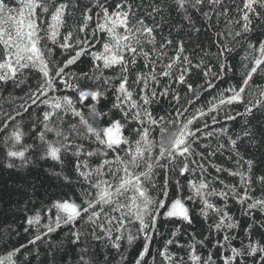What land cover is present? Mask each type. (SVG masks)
I'll list each match as a JSON object with an SVG mask.
<instances>
[{"label": "snow or ice", "instance_id": "1", "mask_svg": "<svg viewBox=\"0 0 264 264\" xmlns=\"http://www.w3.org/2000/svg\"><path fill=\"white\" fill-rule=\"evenodd\" d=\"M230 2L234 4L235 0ZM133 4L134 0H117L111 6L108 0H95L94 4L83 6L78 0H15L14 3L10 0H0V82L7 83L11 80L22 83V76L19 74L30 69L42 74L43 80L38 83L35 90L28 93L20 108L23 112H27L33 105L39 107L43 104L50 109L44 111L42 121L44 130L37 134V139L43 146L41 159L50 158L63 165L64 157L71 154L77 158L74 169L79 182L87 185L81 193L79 202L69 198L56 200L50 207L36 211L34 215L28 217L26 219L28 227L24 231L28 232L30 229L33 231L27 244L14 247L11 252L0 258V264H31L24 249L28 248L31 252L33 248L30 246H37L38 242L62 246L63 241L52 240V235L61 228L69 229L67 234L72 237L70 242L80 246L81 254L77 264H99L97 253L87 256L90 250L82 243V236H90L95 241H105L106 245L119 254L120 264H125L127 260L120 251V241L126 239L128 244H131L142 236L144 243L134 264H147L145 257L150 255L149 245L152 234L158 231V220L176 219L192 224L190 209L185 200L194 203L198 201L201 205L200 214L204 220L207 221L210 214L212 216L213 222L209 228L216 233H223V242L221 240L216 242L219 248L229 253L222 256L223 264H264V238L253 240L251 226L245 229L247 243L242 242L240 248L232 246L231 241L236 237L229 234L232 230L239 229V221L235 220L228 210L229 201H235L240 205L243 214L250 218H254L257 211L264 215V170L256 171L255 159L242 155V146H238L241 140L247 145L259 142L250 128L245 126L243 132L235 138L228 133L226 126L222 125L217 130L227 139L229 158L234 161L235 167L217 166L216 172H226L229 176L237 177V183H225L217 177L219 184L223 186L217 188L204 179L199 183L189 180L187 184L190 194L183 197L179 194L182 188L180 181L176 180L178 195L166 205L167 184L164 185L161 199L150 195L145 183L151 180L154 166L163 168L166 165L160 164L157 159L147 163L146 171L135 172V168L144 160V153H151L154 147L152 140L149 139L151 126L158 125L164 119L163 116L155 117L147 107L151 103V98L158 93L148 92L144 84L141 92L137 93L138 102L133 99V91L130 90L133 85L139 86L143 83L146 75L156 80L157 65L162 69L158 75L170 78L175 67L177 72L175 79L181 84L186 83V76L194 69H200L201 75L205 78L202 90L215 88L216 79L226 75L229 70L234 71L227 62L235 51L232 42L239 44V38L247 39V34L253 30L254 20L264 22V0H242V5L234 9L235 15H230L233 9L228 6L226 0H172L170 6H173L187 22L188 30L194 33L201 32V27L193 20L192 12L201 14L209 30L215 29L210 36L212 46L216 47V52L212 54L216 61L215 72L205 63V57L209 56L208 52L201 49L203 55L194 61L186 53L185 41L182 37L174 40L171 31L167 36L162 32L158 33L159 23L155 22L151 25L146 23L145 18L138 16L139 9L134 8ZM165 6H169L167 0L149 5L151 10L147 13L148 18L157 21V15L163 13ZM93 8L97 11L93 12ZM77 12L80 16L79 24L68 27L58 43L60 31L67 24L66 18L75 16ZM94 18L95 27L89 35L95 37L97 32L104 33L107 36L106 40H89L87 35L79 36ZM221 22L224 24L223 29L219 27ZM180 30V26H177L176 31ZM49 42L52 45L58 43V46L65 50L71 48L75 55L70 56L62 64L52 60L50 57L53 49L48 46ZM96 43H100L101 47L93 50ZM247 50L240 79L222 92L217 89L220 94L214 95L213 100L218 103L212 104L207 113L198 108L192 114L184 116L187 109L183 112L178 110L177 117L184 116V122L179 123L177 119L169 121L170 124H177L178 131L174 132L175 138L167 146L163 139L166 130L161 128L158 157L167 160L168 164H175L177 158H183L179 167L180 175L189 172V157L193 155L192 145L200 139V136L213 135L212 132L203 131V128L210 127L209 120H202L203 127H190L195 121L211 114V124L220 123L218 119L220 106L226 108L236 106L234 114L231 111L224 112L225 121H236L238 118L251 116L256 109L264 110V40L255 44L248 41ZM169 51L174 54L169 56ZM82 55H90L96 62L93 65L94 75L91 78L96 81L103 78L105 90L111 88L118 94V100L122 96L123 103L128 104V109H124L122 104H115L114 107L119 108L124 117H128L129 110H136L132 112V116L136 118L140 127L134 129L137 136L135 141H131L124 134V124L120 120H111L107 126L97 127L85 118L84 107L89 109L88 114L97 123L106 117L107 113L98 111L92 103L85 104V101L89 100L98 102L104 92L90 90L83 85L74 86L65 78V69ZM138 58L146 62L144 67L150 68V72L145 74L137 70L133 73L132 83L129 84V73L137 64ZM113 68L117 71L112 76H104L102 69ZM83 75L88 76V74ZM57 80L66 88H76L75 99L68 95L49 96V93L54 91ZM114 80H118L119 83L113 84ZM187 88L193 93L194 99H199V94L193 90L190 83L187 84ZM167 93L168 89L165 88L160 95ZM174 98L179 101V96ZM78 104L81 107L78 108ZM23 112L17 111L15 115H9L0 124V130L6 128L16 116H22ZM69 114H71L69 124L65 128L64 117ZM77 117L78 122H72V118ZM247 123L245 121L246 125ZM81 125L84 127V132L79 130ZM47 133H52L55 138H48ZM261 136H264V133H261ZM22 138L23 133L18 125L14 126L10 135H5L6 167H15L14 160L17 159L21 166L29 163L26 153L35 146L23 144ZM81 138L89 141L90 145L96 144L98 147L86 151L84 145L78 142ZM9 140L13 141L11 147L8 146ZM17 145L21 147L18 148ZM218 148L224 149L225 145L220 143ZM109 152L112 153L111 158ZM98 153L102 154L104 159L100 160L95 168L89 166L88 159H81V157H93ZM56 174L61 175V173ZM63 179L68 184L73 182L72 177L68 175H64ZM213 197L218 198L221 204L214 202ZM133 223L137 225L136 234H133L128 227ZM83 224L90 226L87 232L80 230V225ZM260 227L264 228V223ZM175 235L176 232H173L172 236ZM173 242L169 239L167 244L171 245ZM198 243L201 247L204 246V240ZM196 244L194 238L189 245L187 260L184 257H176L165 246L160 252L161 264H214L211 254L205 259L197 253ZM52 250V247L48 249L49 252Z\"/></svg>", "mask_w": 264, "mask_h": 264}, {"label": "trees", "instance_id": "2", "mask_svg": "<svg viewBox=\"0 0 264 264\" xmlns=\"http://www.w3.org/2000/svg\"><path fill=\"white\" fill-rule=\"evenodd\" d=\"M14 3L15 0H10ZM117 0H108L109 6L114 5ZM228 6L233 9L230 15H235L234 9L236 6L242 5V0H235L232 4L230 0H226ZM78 3L83 5L94 4L95 0H78ZM162 3V0H134V8H138V16L145 18L146 23L153 24L155 22L159 23L158 33L162 32L165 36L172 33V37L175 40L177 37H182L185 41L186 53L196 61L203 55V51L208 52L209 56L205 57V63L212 68L215 72L217 69L214 66L216 64L215 58L212 54L216 52V47L212 46L210 36L215 32V29L209 30L204 18L198 12H192V17L195 24L201 27V32L194 33L188 30L187 22L182 19V16L178 14L172 4V0H167V5L162 14L157 15V21H153L148 18L147 13L150 11L149 5ZM207 10V9H205ZM97 9L93 8V12ZM67 24L65 28L60 31V36L58 37V43L62 40L63 35L68 27L72 25H78L80 21L79 13L73 17H68ZM213 21H215V16H213ZM95 18L89 22V27L85 29L83 33H79L80 37L88 36L89 40L95 39L97 41H103L107 39L104 33L97 32L95 37L89 35L92 28L95 27ZM177 26H180L181 30L176 31ZM219 27L223 29L224 24L221 22ZM237 28L239 25L236 26ZM253 30L247 34V39L239 38L240 43L235 44L232 42L235 51L229 56L228 64L231 66L232 70L227 71L226 75L221 78L216 79V87L203 91L202 86L204 85V77L201 75L200 69H194L191 74L186 76V83H179L175 77L177 75L175 67L172 70V75L170 77H164L158 75L161 72V67L159 65L155 66V71L157 73V79L153 80L150 75H146V79L139 86L133 85L130 90L133 91V99L138 100L137 93L141 92L144 84L147 86V91H155L158 93L157 96L151 98V103L148 105V109L157 118L163 116L164 119L158 125L151 126L149 139L152 140L154 147L151 153H144V160L135 168L136 173L146 171L147 163L159 159L160 164L166 165V167L154 166L153 172L151 174V180L146 181V187L149 188L150 195L154 197L163 198V190L165 183L167 184V203H170L178 195V189L175 181L179 180L182 186L180 195L187 197L190 192L187 182L189 180L196 181L199 183L200 180H207L212 186L217 188H222L223 186L219 184V179L224 180L225 183H237L238 178L229 176L226 172H216V167H226L234 168L235 164L232 159L229 158V152L227 150V139L225 136L221 135L217 130L221 126H226L228 133L233 135L241 134L244 127L250 128L252 133L256 136L257 141L253 145H247L243 140L238 143L241 147V154L246 157L254 158L256 161L255 170H264V110L256 109L251 116L245 118H238L236 121H225L223 119L225 111H231L233 114L235 112L236 106H231L226 108L225 106H220L218 119L220 123L215 125L211 124L210 115L208 114L201 120H197L190 127L195 128L197 126H202V120H209L210 127L203 128L204 132H212L211 137L200 136V139L192 145L193 155L189 157V172L184 175L179 174V167L181 166V160L183 158H177L175 164H168L167 160L159 158V148L161 140V128L165 129L166 132L163 134L164 142L167 137L178 131L177 124H170L169 121L177 119L179 123L184 122V116L192 114L196 109H203L206 113L208 108L214 103H218L213 100V96H218L225 88L234 85L240 79L242 73V63L244 57L247 54V43L251 41L252 43H257L264 40V22L255 21L252 25ZM76 39V36H73ZM159 39V35H158ZM44 43L43 41L41 42ZM57 45H52L50 42L49 47H52L53 52L50 59L57 61L62 64L64 61L70 58V56L75 55L73 49L69 48L67 50L62 49ZM101 44L96 43V48H100ZM174 53L169 51L168 55L171 56ZM94 62L90 55H82L76 60L74 64L68 66L65 69L66 79L71 82L74 86L83 85L90 90H99L104 92V95L96 101H85V104L92 103L95 105L98 111L107 113L104 117L97 123L88 113L89 109L87 107L83 108L85 118L88 119L89 123L97 127L107 126L111 120H120L124 124V134L129 137L131 141H135L137 136L134 129L139 128L140 125L135 117L132 116V112L135 109L129 110L128 117L123 116V112L114 107L115 104H122L124 109H128V104L123 103V97L118 100L117 93L109 88L105 90L104 80L101 78L99 81L92 79L94 75ZM145 61L142 58H138L137 64L132 68L129 73V84L132 83L134 79L133 73L137 70L142 71L145 74L150 72V68L144 67ZM51 67V65H50ZM104 76H112L117 70L113 69H102ZM83 74H88L84 76ZM22 83H15L9 80L7 83L0 82V124H2L9 115H15L17 111L23 112L20 105L24 103V99L27 97L30 91L37 88L38 83L43 80L42 74L35 69L25 70L22 74ZM75 77V79H74ZM118 80H114L113 84H118ZM190 83L193 86V90L199 94V99H194L193 93L188 91L187 84ZM167 88L168 93L165 95H160L163 90ZM220 90V92L217 91ZM68 95L75 99L76 88H66L64 84L60 83L59 80L54 84V91L49 93V96H63ZM174 96H179V101H177ZM77 107H81L79 104ZM184 112V116L177 117V111ZM242 110V109H241ZM44 111H50V109L41 104L39 107L33 105L28 108L27 112H23L22 116H16L14 120L8 123L6 128L0 130V258H3L6 253L11 252L14 247H19L22 244H27L29 238L32 235L33 230L25 232L24 229L28 227L26 219L34 215L36 211L46 209L52 205L56 200H62L65 198L73 199L79 202L81 193L87 188L86 184H81L79 178L77 177L74 169V162L77 159L71 154L64 157V164H58L52 159H41L42 155V145L37 139V134L43 131V113ZM143 115V112H141ZM71 114L64 117V126L67 128L69 124ZM55 119V117H53ZM79 118H72V122H78ZM247 121V125L245 124ZM18 125L19 130L23 133V144L34 145L32 149L26 153L29 163L26 166H21L20 161L14 160L15 167H6L5 158V146L4 137L5 135H10V131L14 126ZM80 132H84V127L81 125L79 128ZM200 135L199 133L197 134ZM48 138L54 139L52 133H47ZM79 143L84 145L85 150L96 149L98 145L91 144L89 141L81 138ZM13 141H8V146L11 147ZM223 143L225 145L224 149L218 148V144ZM167 146V144L165 143ZM21 147V145H17ZM214 153V154H213ZM123 156V153H121ZM112 153L109 152V158H111ZM88 159L89 166L95 168L97 163L104 159L102 154H96L93 157H81V159ZM195 161V163H192ZM202 166V167H201ZM56 173H61L57 175ZM68 175L72 177L73 182L68 184L64 181L63 176ZM110 178V177H108ZM118 179V177H117ZM115 182V181H113ZM217 204H221L218 198H212ZM187 206L190 209V215L192 217V224H187L181 220H163L157 221V232L152 234V240L149 245V256L145 257L147 264H161L160 252L165 246H167L168 251L175 255L176 257H184L187 260L189 245L192 244L193 239L197 241L196 249L197 253L203 258H207L209 254L212 255L214 264H223L222 256L228 255L227 251L222 250L217 246V240L222 241L223 233H216L214 230L209 228V225L213 222L211 214L207 221L204 220L201 213L200 203L185 200ZM228 210L235 220L239 221V229L232 230L230 235H234L236 238L231 241L232 246L240 248L242 242L247 243V236L245 229L251 226V236L253 240H261L264 238V228L260 225L264 223V215L258 211L255 213L254 218H250L243 214L240 205L235 203V201H229ZM53 211H55L53 209ZM43 214V213H42ZM254 221V222H253ZM43 223V221H41ZM78 225L80 222H77ZM89 225H80V230L82 232H87L89 230ZM131 228L133 234H136L135 223L128 225ZM177 229L179 231L177 232ZM69 229L61 228L56 233L52 235V240L55 242L63 241L62 246H52L42 244L38 242L37 246H30L33 248L29 252L28 248L24 249V252L28 254V259L31 264H77L78 258L81 254L80 246L72 244L70 241L72 237L68 235ZM176 232L175 236L172 233ZM99 234V233H97ZM172 239L174 242L171 245L167 244V241ZM204 240V246L198 243V241ZM82 243L89 248V253L87 256H91L93 253L98 254L99 264H120L119 254L115 249L110 248L106 245L105 241H95L90 236H82ZM143 237L135 239L131 244H128L127 240H121L120 251L127 257L125 264H134L135 258L138 256L139 252L142 250ZM52 247V252L48 249ZM37 252L39 253L37 255ZM107 256V260L105 257ZM155 258L154 260L152 258ZM19 259V257H17Z\"/></svg>", "mask_w": 264, "mask_h": 264}, {"label": "clouds", "instance_id": "3", "mask_svg": "<svg viewBox=\"0 0 264 264\" xmlns=\"http://www.w3.org/2000/svg\"><path fill=\"white\" fill-rule=\"evenodd\" d=\"M174 138H175L174 133L170 134V135L167 137L165 143H166L167 145L170 144L171 141H172Z\"/></svg>", "mask_w": 264, "mask_h": 264}]
</instances>
